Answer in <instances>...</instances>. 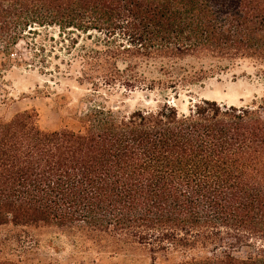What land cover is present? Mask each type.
<instances>
[{
  "label": "trees",
  "instance_id": "1",
  "mask_svg": "<svg viewBox=\"0 0 264 264\" xmlns=\"http://www.w3.org/2000/svg\"><path fill=\"white\" fill-rule=\"evenodd\" d=\"M52 26L96 38L83 71L94 86L195 83L205 70L166 66L188 56L254 59L264 78V0H0V74L20 40ZM151 62L167 82L145 74ZM79 121L47 130L33 109L0 116V226L127 239L150 264H264V98L181 114L98 105Z\"/></svg>",
  "mask_w": 264,
  "mask_h": 264
},
{
  "label": "rangeland",
  "instance_id": "2",
  "mask_svg": "<svg viewBox=\"0 0 264 264\" xmlns=\"http://www.w3.org/2000/svg\"><path fill=\"white\" fill-rule=\"evenodd\" d=\"M38 32L20 40L11 62L2 68L0 116L11 117L33 109L40 126L53 130L80 127L79 118L98 105L128 115L136 109L155 110L167 103L181 114L189 112L201 99L254 106L264 98L262 66L250 58L219 60L188 56L167 63L178 74L201 69L207 72L195 83L179 84L175 89L168 85L135 90L120 85L94 86L83 77V71L90 66L84 56L89 48L96 47V38L78 33L60 36L56 26L39 28ZM160 66L161 63L151 62L145 67V74L167 82L168 76L158 71ZM252 250L254 246H246L238 254ZM19 256L29 257V264H150L153 261L148 246L127 239L108 236L92 239L56 228L0 226V257ZM166 257L178 259L173 255ZM157 260H165V256L160 253Z\"/></svg>",
  "mask_w": 264,
  "mask_h": 264
}]
</instances>
